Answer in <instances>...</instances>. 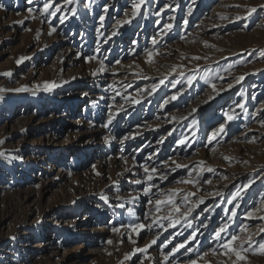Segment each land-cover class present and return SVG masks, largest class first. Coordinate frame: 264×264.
I'll list each match as a JSON object with an SVG mask.
<instances>
[{
    "label": "rangeland",
    "instance_id": "rangeland-1",
    "mask_svg": "<svg viewBox=\"0 0 264 264\" xmlns=\"http://www.w3.org/2000/svg\"><path fill=\"white\" fill-rule=\"evenodd\" d=\"M45 2L0 0V264H264V0Z\"/></svg>",
    "mask_w": 264,
    "mask_h": 264
},
{
    "label": "snow or ice",
    "instance_id": "snow-or-ice-1",
    "mask_svg": "<svg viewBox=\"0 0 264 264\" xmlns=\"http://www.w3.org/2000/svg\"><path fill=\"white\" fill-rule=\"evenodd\" d=\"M28 2L31 3L32 0H28ZM67 2H68V3H71V0H67ZM144 3H145V0H139V2H138L137 4H135V6H134V7H135V11H134V13H133V16H135V15H137V14L140 13L141 6H142ZM0 7H2V5H0ZM43 8H44V12H45L47 15H50V16H53V17H55L56 14L62 10V6L59 5V4H56L55 6H53V0H46V2H45L44 5H43ZM50 9H51V10H50ZM31 11H32V10L29 9V12H31ZM105 11H107V9H105ZM251 11H252V12H255L256 9L253 8V9H251ZM100 20L103 21V20H104V17L101 16V17H100ZM120 23H122V24H123V23H131V19H128V20H125V21H121ZM185 23H187V21H185ZM166 27H167V29L170 30V29L172 28V25L169 24V25H167ZM53 31H55V29H53ZM111 35H116V32L113 31V32L111 33ZM105 39H107V37H105ZM152 43L155 45V44L157 43V40H156V39H153ZM157 54H158V53H157ZM148 56L151 58V57L153 56V52H151V51L148 52ZM94 58H95V57H93V56H88V57H86V59H87L88 61H91V60H93ZM101 63H103V62H101ZM102 70H103V69H102ZM220 79H224V78H223V77H220ZM243 79H244V77L241 76V77L238 78L237 82H239L240 80H243ZM191 82H192V81L189 80V83H190V84H191ZM232 86H233V85H232L231 83L228 84V88H231ZM51 87H55V85H54V84H47V83L45 84V88H46V89L51 88ZM155 87H156V86L154 85V86H153V90H155ZM211 88L213 89L214 92H216L217 95H219V92H220L221 90H218V89H217V86H216L215 83L211 84ZM20 90H25V91H26L27 89H18L17 91H20ZM117 94L119 95V93H117ZM172 99H176V97L174 96V97H172ZM132 102H134V103H140L139 100H135V101H132ZM238 107H240L241 109H243V108H244V105L241 104V105H238ZM223 116H224V118H226V121H228V122H231V121H233L234 119L237 118V116H236L234 113H231V114H230V113H228V112L223 113ZM114 118H115V117H113V116L110 115L109 118H108V122H107L106 124H103L102 126L105 127V128H107V127L112 123V121H113ZM193 123H194V125H195V121H194ZM260 124H261L262 126H264V119H261V120H260ZM224 133H225V124L222 123V124L219 125V127H218L216 130H214V131L211 133V137H210V139L207 140V142H208L209 144L212 143V141H214V140L217 139L218 135H220V134H224ZM185 143H186L185 139H181V140H180V144L184 145ZM0 155H3V154H0ZM173 163H175V162H173ZM175 166H176L177 168H180V167H187V166L180 165V164H176ZM141 167L143 168V172H144V174L146 175V179H147L148 182L153 181L155 178H159V179H166V178H167V174L158 173V170H157L156 167H151V168H149L148 166H141ZM208 171L211 172V171H213V170H212L211 168H209ZM154 174H155V175H154ZM183 182H186V183H194V181H191V180H189V181H183ZM136 183L139 184V183H142V181L137 180ZM152 187H153V185L149 184V186L146 187V188L144 189V195H148L149 192L151 191V188H152ZM172 194L175 195V192L172 193ZM193 195H194V193H187V194L184 196V198H183V202H184L185 204H187V203H188V199H189V197H191V196H193ZM237 195H239V191L237 192ZM103 199H107V197H103ZM149 203H152V201H149ZM162 203L173 204L174 202L171 201V200L165 202V201H161V200L157 199V200L155 201L156 211H157V212H159V211L161 210V209H160V205H161ZM204 203H205V201L201 198V199L199 200V204H204ZM199 204H197L196 207H199ZM120 207H124V206H123V205H120ZM175 211H176L177 213H180V208H179V206H176V207H175ZM256 211H264V208L256 209ZM190 212H191V209H189L188 212H186V213H182V215H185V216H186V215H187L188 213H190ZM235 215H236V213L233 212V213H232V216L234 217ZM248 215L251 216L252 213L249 212ZM161 219H167V220H169V221H170V224H171L173 227H174L175 224H176V221L173 220V219L171 218V216H164V217H162ZM160 226L163 227V225H160ZM127 227L130 228V229H132L133 231H137V229L143 228L144 225H142V224H129V225H127ZM188 227H192L191 223H188ZM228 228H229L228 223H225L224 225H222L217 231H215V233H214V238H215L216 240L220 241V247H221V248L225 249L226 251H227V250H230L231 252H234L235 255H236V257H237V259H239V260H243L245 257L241 255V252L244 251L245 249H243L242 245H240V246H238V247H240L241 250H240V251H237V247H234V246H233L234 243H235L236 241L239 240V238H240V237H239V234H229L228 237H227L226 239L222 236V233H225V232L228 230ZM137 234H138V233H137ZM189 235H190V237H191V241L194 242V241L197 240L196 235L191 234V233H190ZM169 242H170V241H169ZM109 243H111V241H109ZM152 243L154 244V243H155V240H153ZM248 243L251 244V240H249ZM259 247H260L261 249H264V240H262L261 242H259ZM180 249H184L185 251H188V252L192 251V248H191V247H186L185 243H183V242H181L180 244H178L177 246H175V250H176V251H179ZM167 259H168V257L165 256V260H167ZM190 264H196V261H190Z\"/></svg>",
    "mask_w": 264,
    "mask_h": 264
}]
</instances>
